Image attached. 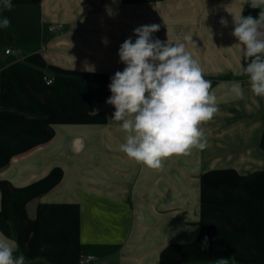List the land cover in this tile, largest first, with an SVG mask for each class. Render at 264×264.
<instances>
[{
	"label": "crops",
	"instance_id": "1",
	"mask_svg": "<svg viewBox=\"0 0 264 264\" xmlns=\"http://www.w3.org/2000/svg\"><path fill=\"white\" fill-rule=\"evenodd\" d=\"M12 4L11 11L0 7V19L11 21L0 28V234L14 243V255L23 253L28 264H78L82 253L94 254L93 264H216L220 258L264 264V97L252 93L242 73L244 48L231 35L232 15L258 18L261 9L242 0ZM143 5L151 6V16ZM160 13L172 20L169 43H186L205 79L220 75L218 108L231 100L230 128L202 125L214 137L185 156L184 163L211 164L198 173V216H192L191 189L177 204L168 180L174 169L162 189L160 170L120 151L126 133L106 103L110 77L119 70L82 65L92 53L119 50L145 18L158 20ZM50 24L63 27L49 33ZM233 81L241 83L243 98L229 91ZM213 148L209 157L205 150ZM177 211L184 212L181 219Z\"/></svg>",
	"mask_w": 264,
	"mask_h": 264
},
{
	"label": "clouds",
	"instance_id": "2",
	"mask_svg": "<svg viewBox=\"0 0 264 264\" xmlns=\"http://www.w3.org/2000/svg\"><path fill=\"white\" fill-rule=\"evenodd\" d=\"M115 2V0H114ZM243 5L259 8L258 18L233 16V35L244 48L248 60L242 73L248 77L252 93L264 97V0H242ZM0 7L11 11L12 0H2ZM111 15V10L109 9ZM220 24L228 26L225 18ZM11 21L0 19V28ZM160 25H142L133 30L120 45L118 56L125 65L110 77L111 96L106 103L114 106L112 120L126 133L119 149L135 162L153 170H162L164 162L174 156H188L193 149L203 150L207 139L202 125L213 120L219 108L212 81L204 78L199 61L184 42L169 43L153 36ZM187 42L192 37L185 36ZM108 44L107 38L102 40ZM85 70L95 71L85 64ZM229 91L243 98L239 81L231 82ZM183 243V242H182ZM207 246V237L204 239ZM14 243L0 234V264H28L23 253L14 255ZM216 264H227L220 258Z\"/></svg>",
	"mask_w": 264,
	"mask_h": 264
},
{
	"label": "rangeland",
	"instance_id": "3",
	"mask_svg": "<svg viewBox=\"0 0 264 264\" xmlns=\"http://www.w3.org/2000/svg\"><path fill=\"white\" fill-rule=\"evenodd\" d=\"M166 3V2H165ZM135 4L129 5V12L131 11H135L134 9ZM143 11H144V16L146 17L147 15L151 16V6L148 5H143ZM160 6H166L165 5H160ZM130 7H133V10H130ZM160 19H151V18H145L143 25H150V24H158L160 25L159 31L156 33H153V36L155 38H158L160 41L162 42H166L170 37H169V28H172L171 22L172 20H168L167 18V13L164 14H159ZM175 22V21H173ZM176 22H178L179 24H181V26L184 24L183 20H176ZM174 25L177 27L176 23H174ZM174 26V27H175ZM130 37V36H128ZM127 37V38H128ZM133 41L136 39V37L134 35H131ZM125 38V39H127ZM124 39V40H125ZM92 55H94L93 57H90L86 62L84 61L82 65L85 66V64L94 66V68H98V67H102V68H107V69H115V70H119L122 71L123 68L125 67V65L123 63L120 62V58L118 56V50L117 51H111V52H105V51H100L97 53H92ZM83 67V66H82ZM206 78L207 80L212 81V90L214 91L215 87L219 84H221V77L220 75H216V76H211V74H206ZM50 78V77H49ZM230 96V95H229ZM219 98H221V96L219 95ZM231 100L229 98L226 99V102H229V104L225 105L221 104L223 106V111H221V109H219V113L215 115V117L213 118L212 121L204 124V125H209L212 123H221L225 128L229 127L230 128V124L232 123V116L230 113V102ZM222 108V107H221ZM205 132V136L206 139L209 141L214 136H211L210 134V130L208 129L209 132L207 133V131L205 130V128L203 129ZM208 134V135H207ZM229 139L228 137H225L224 140ZM214 147V146H213ZM214 150L211 151L210 149L205 150V152H209L208 156L209 157H214L215 154V148H213ZM211 155V156H210ZM199 158V157H198ZM185 160V156H176V163L175 165H172L171 162L168 164L167 161L168 159L164 162V166L162 168V170H160V176H161V188L163 189L164 187H167V183L169 180V184L170 186L176 188L177 190V196H176V202L179 205L180 201H183V191L185 188L187 189H191V195L189 196L191 203H192V216L193 215H199L198 214V200L196 202L195 205V199H197V195L195 194L197 189H199V182L197 181V177H198V173L201 172L202 170L208 168L211 166V164L209 163H202V164H195V163H190V162H186L184 163ZM171 169H174V179L170 178L168 176V173L170 172L171 176H172V171ZM167 177L170 178L167 180ZM173 177V176H172ZM210 203V202H209ZM183 208V207H182ZM184 212H178L177 211V218L181 219L180 216L183 215ZM184 217V216H183ZM196 227V226H195ZM182 232H183V228H177V234L180 236L179 238L182 239ZM183 261H180L177 264H182Z\"/></svg>",
	"mask_w": 264,
	"mask_h": 264
},
{
	"label": "built area",
	"instance_id": "4",
	"mask_svg": "<svg viewBox=\"0 0 264 264\" xmlns=\"http://www.w3.org/2000/svg\"><path fill=\"white\" fill-rule=\"evenodd\" d=\"M63 27L62 24H50L48 26V32L49 33H55L61 30ZM11 49L8 48L6 49V53H10ZM46 81L48 84H51L53 82L52 78L45 77ZM96 260V256L91 253H82L79 258V263L78 264H93Z\"/></svg>",
	"mask_w": 264,
	"mask_h": 264
}]
</instances>
